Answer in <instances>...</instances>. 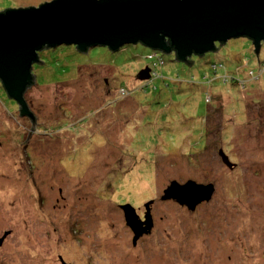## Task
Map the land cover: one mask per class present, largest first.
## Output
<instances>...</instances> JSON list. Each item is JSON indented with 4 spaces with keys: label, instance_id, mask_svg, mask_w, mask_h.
<instances>
[{
    "label": "rangeland",
    "instance_id": "1",
    "mask_svg": "<svg viewBox=\"0 0 264 264\" xmlns=\"http://www.w3.org/2000/svg\"><path fill=\"white\" fill-rule=\"evenodd\" d=\"M38 52L33 130L0 85V264H264V40L256 53L231 38L190 65H154L139 42ZM171 180L215 189L190 210L161 199ZM149 202L152 227L134 239L122 206L144 221Z\"/></svg>",
    "mask_w": 264,
    "mask_h": 264
},
{
    "label": "water",
    "instance_id": "2",
    "mask_svg": "<svg viewBox=\"0 0 264 264\" xmlns=\"http://www.w3.org/2000/svg\"><path fill=\"white\" fill-rule=\"evenodd\" d=\"M237 37L251 40L259 52L264 40V0H50L38 6L6 7L0 11V81L7 96L20 106V115L31 118L33 130L37 123L24 92L33 84L32 66L45 46L75 45L80 52L106 46L117 51L139 42L166 53L174 49L177 59L184 61ZM150 70L146 67L140 75L148 79ZM219 155L225 164L234 165L221 149ZM214 189L212 183L171 180L161 199L193 210L208 201ZM150 203L144 221L130 205L122 206L134 239L152 227Z\"/></svg>",
    "mask_w": 264,
    "mask_h": 264
},
{
    "label": "trees",
    "instance_id": "3",
    "mask_svg": "<svg viewBox=\"0 0 264 264\" xmlns=\"http://www.w3.org/2000/svg\"><path fill=\"white\" fill-rule=\"evenodd\" d=\"M6 9V8H5ZM167 41V40H166ZM167 43H169L168 41H167ZM221 44H223V43H221ZM253 45V44H252ZM67 47V45H60V46H56V47H43L41 50L42 51H50V50H52V49H58V48H60V47ZM75 46V45H74ZM216 46V45H215ZM93 47H95V46H93ZM89 48H91V47H89ZM253 48H254V46H253ZM75 49H76V46H75ZM109 49V48H108ZM40 50V51H41ZM150 50H151V53H149L146 57H148V58H152V57H155L156 58V62L154 63V65H158V64H163L164 63V61H163V59H162V57L160 56V54H173L174 55V59L176 60V61H180V60H178L177 59V56H176V52H175V50L174 49H172L171 51H170V53H166V52H164V51H159V50H153V49H151L150 48ZM76 51L77 52H80V51H78L77 49H76ZM80 53H82V52H80ZM193 55H196V54H193ZM193 55H190V56H187V58L184 60V61H180V62H184V63H187V64H192V60L190 59L191 58V56H193ZM47 61H49V58H48V56H41L40 54H39V52H38V61H37V63H35L33 66H32V75H33V83H34V79H35V75L33 74L35 71V68H40L41 66H44V65H46V64H48V62ZM259 64H260V66H261V61L259 62ZM64 65H66V68H64ZM69 65H78V64H76V63H74V64H69ZM59 68H64V69H62V72L61 73H63L64 75H63V77H61V79L62 80H65V78H64V76L69 72V70H70V67H72V66H70V67H68V64L67 63H61L60 65L58 64L57 65ZM78 66H80V65H78ZM86 66H89V65H81L80 67H86ZM220 66H222V64H220ZM219 66H217L216 65V63H213V65H212V68H213V70L214 71H216V69L218 68ZM257 70H258V72L257 73H260V71H261V67L260 68H257ZM250 72H251V76H250V74L248 75L249 76V78L250 79H253V80H257V79H259L260 78V75L258 76V74L257 75H255V76H253L255 73V71H253V70H249ZM37 73V72H36ZM153 73H152V71L150 70V76H149V78H151V75H152ZM220 79H223V80H228V75H223V76H220L219 77ZM215 79H218V76H215L214 77V80ZM62 80H60V81H58V82H62ZM210 80V79H209ZM208 83H209V81H208ZM243 84V83H242ZM0 85H1V87H2V83H1V81H0ZM3 88V87H2ZM122 88V92H124V94L123 95H126V94H128L129 93V91L128 90H126V88H124V87H121ZM4 89V88H3ZM3 94H5V95H7L6 94V91L4 90V93ZM9 98V97H8ZM11 99V98H10ZM12 100V99H11ZM206 101L208 102V101H211V96L210 95H207V97H206ZM12 102L13 103H16L14 100H12ZM216 103L217 102H215V104L213 103L212 104V107H210L209 109H208V111L207 112H209V115H207V117H206V121H208L207 119H210L211 118V114L213 113V112H218V108L219 107H217L216 106ZM253 103H255V102H253ZM244 107H246V104L244 103ZM220 109V108H219ZM209 125V124H208ZM209 127V126H208ZM206 129H207V127H206ZM208 130V129H207ZM207 130H205V133H207ZM207 138H205V140H206ZM207 146V144H206V142H205V145H204V147H206Z\"/></svg>",
    "mask_w": 264,
    "mask_h": 264
},
{
    "label": "flooded vegetation",
    "instance_id": "4",
    "mask_svg": "<svg viewBox=\"0 0 264 264\" xmlns=\"http://www.w3.org/2000/svg\"><path fill=\"white\" fill-rule=\"evenodd\" d=\"M30 136H31V135H30ZM130 229H131V228H130ZM142 234L144 235V234H145V232H143ZM1 244H2V243H1ZM1 244H0V245H1Z\"/></svg>",
    "mask_w": 264,
    "mask_h": 264
},
{
    "label": "built area",
    "instance_id": "5",
    "mask_svg": "<svg viewBox=\"0 0 264 264\" xmlns=\"http://www.w3.org/2000/svg\"><path fill=\"white\" fill-rule=\"evenodd\" d=\"M262 71V70H261ZM251 73V72H250Z\"/></svg>",
    "mask_w": 264,
    "mask_h": 264
}]
</instances>
